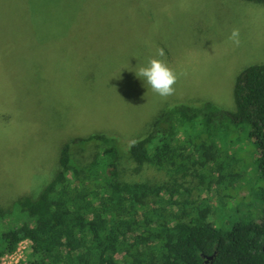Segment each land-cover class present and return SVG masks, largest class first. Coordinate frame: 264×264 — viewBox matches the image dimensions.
Wrapping results in <instances>:
<instances>
[{"label": "rangeland", "instance_id": "374dc122", "mask_svg": "<svg viewBox=\"0 0 264 264\" xmlns=\"http://www.w3.org/2000/svg\"><path fill=\"white\" fill-rule=\"evenodd\" d=\"M234 28L238 46L229 40ZM161 47L186 73L166 98L135 72ZM256 63H264V4L248 0H0L1 203L51 180L73 137L106 132L124 151L163 111L188 104L219 115L213 137L225 142L227 166L252 175L233 196L238 209H216V226L259 220L258 146L230 118L236 78ZM95 150L77 155L87 163ZM123 154V179L164 177L149 166L133 173Z\"/></svg>", "mask_w": 264, "mask_h": 264}, {"label": "trees", "instance_id": "16d2710c", "mask_svg": "<svg viewBox=\"0 0 264 264\" xmlns=\"http://www.w3.org/2000/svg\"><path fill=\"white\" fill-rule=\"evenodd\" d=\"M234 99L231 120L250 130L258 146L259 220L216 226V209H238L233 196L248 190L252 175L243 166H227L225 142L213 137L219 115L178 104L127 150L106 132L65 143L51 180L9 205L0 201V261L31 239L23 264H207L209 256V264H264V63L242 70ZM91 145L93 158L83 163L78 149ZM122 152L133 173L149 166L164 177L123 179Z\"/></svg>", "mask_w": 264, "mask_h": 264}, {"label": "clouds", "instance_id": "9594fccd", "mask_svg": "<svg viewBox=\"0 0 264 264\" xmlns=\"http://www.w3.org/2000/svg\"><path fill=\"white\" fill-rule=\"evenodd\" d=\"M229 40L237 46L240 44L238 28L232 30ZM165 55L162 47L157 48L155 56L150 57L145 65H138L135 72L137 77L145 81L148 88L159 96L166 98L174 94V86L179 79V75H186V73L178 74L164 59Z\"/></svg>", "mask_w": 264, "mask_h": 264}, {"label": "built area", "instance_id": "2783aa9c", "mask_svg": "<svg viewBox=\"0 0 264 264\" xmlns=\"http://www.w3.org/2000/svg\"><path fill=\"white\" fill-rule=\"evenodd\" d=\"M31 247H33L31 239H25L21 241L14 252L5 254L2 257L0 264H23L25 263L30 254L29 250L31 249Z\"/></svg>", "mask_w": 264, "mask_h": 264}, {"label": "water", "instance_id": "95a60500", "mask_svg": "<svg viewBox=\"0 0 264 264\" xmlns=\"http://www.w3.org/2000/svg\"><path fill=\"white\" fill-rule=\"evenodd\" d=\"M210 259H213V256H209L208 259H206L207 264H209Z\"/></svg>", "mask_w": 264, "mask_h": 264}, {"label": "flooded vegetation", "instance_id": "af4514ba", "mask_svg": "<svg viewBox=\"0 0 264 264\" xmlns=\"http://www.w3.org/2000/svg\"><path fill=\"white\" fill-rule=\"evenodd\" d=\"M207 263V262H206Z\"/></svg>", "mask_w": 264, "mask_h": 264}]
</instances>
